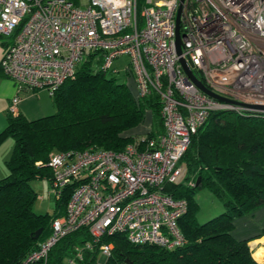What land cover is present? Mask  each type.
<instances>
[{
	"label": "built area",
	"instance_id": "2783aa9c",
	"mask_svg": "<svg viewBox=\"0 0 264 264\" xmlns=\"http://www.w3.org/2000/svg\"><path fill=\"white\" fill-rule=\"evenodd\" d=\"M0 0V37L9 43L0 61L16 89L8 113L17 115L20 93L49 96L73 77L92 50L101 68L126 74L138 97L161 103L163 130L134 138L122 151L90 147L54 152L48 191L70 188L65 214L52 220L50 235L19 264L45 260L59 239L86 228L92 242L76 245L66 264H79L98 244L101 259L112 243L103 235L124 234L133 244L174 249L186 243L178 221L186 199L166 185L184 180L180 163L191 137L214 111L264 116V0ZM179 17L181 54L175 50ZM126 57L121 69L115 62ZM184 58L198 79L226 101L201 91L186 75ZM123 59V58H122ZM188 186H194L190 179Z\"/></svg>",
	"mask_w": 264,
	"mask_h": 264
},
{
	"label": "trees",
	"instance_id": "16d2710c",
	"mask_svg": "<svg viewBox=\"0 0 264 264\" xmlns=\"http://www.w3.org/2000/svg\"><path fill=\"white\" fill-rule=\"evenodd\" d=\"M141 2L137 0L138 9ZM101 55L98 50L87 52L73 77L50 96L54 113L34 120L8 113L0 140L10 136L14 147L5 162L8 173L0 179V264L21 263L50 235L52 220L65 214L70 188L54 197L52 216L33 210L37 193L31 182L50 180L52 153L90 147L122 151L134 138L121 132L138 124L147 112L152 122L147 136L163 130L158 95L135 98L120 77L101 70ZM180 163L185 167L184 180L166 185V190L188 203L178 221L186 243L166 249L130 243L120 233L103 235L99 243H112L110 256L98 263L95 244L92 251H84L79 264H264L254 259L247 240H237L231 233L235 218L264 206V116L212 112L192 135ZM190 179L194 186L186 185ZM198 189L208 190L223 203L222 211L206 221L196 216ZM39 228L42 231L34 239ZM87 242L92 238L80 228L59 239L45 263L30 264H66L73 247Z\"/></svg>",
	"mask_w": 264,
	"mask_h": 264
},
{
	"label": "crops",
	"instance_id": "0c3cea01",
	"mask_svg": "<svg viewBox=\"0 0 264 264\" xmlns=\"http://www.w3.org/2000/svg\"><path fill=\"white\" fill-rule=\"evenodd\" d=\"M9 43L7 37H0V61L3 57L4 49ZM16 95V89L13 81L6 77L0 69V133L7 125L8 106L12 98ZM55 105L49 94L44 90L23 91L20 93V101L17 105V115H21L27 120H34L55 112ZM150 114V113H149ZM150 123L151 122V116ZM14 147V140L10 136H5L0 140V179L8 173L5 162L10 157ZM48 195H51L48 191ZM38 195V194H37ZM42 199V195L38 196ZM223 207H220V209ZM217 210V211H220ZM233 237L237 240H247L248 246L254 259L255 254L259 255L258 262L264 261V206H260L253 212L239 216L233 221L231 231ZM98 257V263H101Z\"/></svg>",
	"mask_w": 264,
	"mask_h": 264
},
{
	"label": "rangeland",
	"instance_id": "374dc122",
	"mask_svg": "<svg viewBox=\"0 0 264 264\" xmlns=\"http://www.w3.org/2000/svg\"><path fill=\"white\" fill-rule=\"evenodd\" d=\"M125 58L126 57L123 56V57H121V59L117 60L115 62V66L121 69L122 68L121 65H122L123 61H125V62L127 61V60H124ZM124 64L125 63H123V66H124ZM100 68H101V65H100ZM101 70H102V68H101ZM104 72H106V71H104ZM117 76L121 78V81L126 86L132 88L133 96L135 98H137L138 95L136 92V88H135V85L132 82L131 78H129L128 75L122 74V73L117 74ZM54 110H56V108ZM149 117H150V114H149V112H147L145 114V116L143 117V119L141 121H139L138 124H136L135 126H133L131 128L124 130L123 132H121V135L124 137H133V138H137V137H140L142 135H150V133L152 132V127H151ZM157 132H159V131H157ZM47 185H48V180H46V179H41V180L35 179L31 182V186L33 187V189L38 194L37 199H36L35 203L33 204V210L38 214L48 213L49 216H52L54 209H55V200H54L55 198L52 194L48 195ZM39 195H42V199H40L38 197ZM194 197H195V202H196L197 207H198V210L196 212V216H197V219L199 221H206V220L212 218L213 216L217 215L218 213H220L222 211V208L220 209V207H223V203L218 198H216V196H214L211 192H209L208 190L198 189L196 191ZM219 209H220V211H217ZM254 256L256 257V260H257V258H259L258 254H255ZM105 260L106 259H103L102 263ZM43 262L45 263L46 259L43 260Z\"/></svg>",
	"mask_w": 264,
	"mask_h": 264
},
{
	"label": "water",
	"instance_id": "95a60500",
	"mask_svg": "<svg viewBox=\"0 0 264 264\" xmlns=\"http://www.w3.org/2000/svg\"><path fill=\"white\" fill-rule=\"evenodd\" d=\"M180 12H181V6H179L177 13H176V24H175V50L177 54H181V32H180V23H179V17H180ZM180 64L182 65L186 75L188 78L204 93L208 94L211 97H214L216 99L226 101L225 98L213 93L210 91L202 82L200 79L196 77V75L193 73V71L190 69L189 65L187 64L186 60L184 58L179 59ZM254 109L257 110H264V106H255L253 107ZM199 177L196 178V185L199 182ZM42 229L39 228L34 232L33 238L36 239L40 235ZM102 260V259H101Z\"/></svg>",
	"mask_w": 264,
	"mask_h": 264
}]
</instances>
